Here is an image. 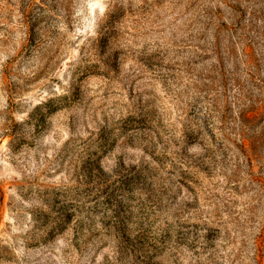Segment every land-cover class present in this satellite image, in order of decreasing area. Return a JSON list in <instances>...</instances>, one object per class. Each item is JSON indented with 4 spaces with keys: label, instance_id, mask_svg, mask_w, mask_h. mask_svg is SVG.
<instances>
[{
    "label": "rangeland",
    "instance_id": "obj_1",
    "mask_svg": "<svg viewBox=\"0 0 264 264\" xmlns=\"http://www.w3.org/2000/svg\"><path fill=\"white\" fill-rule=\"evenodd\" d=\"M0 264H264V0H0Z\"/></svg>",
    "mask_w": 264,
    "mask_h": 264
}]
</instances>
